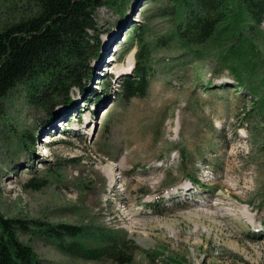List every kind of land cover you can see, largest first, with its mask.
Returning <instances> with one entry per match:
<instances>
[{"label":"rangeland","instance_id":"obj_1","mask_svg":"<svg viewBox=\"0 0 264 264\" xmlns=\"http://www.w3.org/2000/svg\"><path fill=\"white\" fill-rule=\"evenodd\" d=\"M36 3L0 0V29ZM122 9L95 8L99 53L71 103L31 105L21 84L2 99L0 218L115 230L131 241L132 264H264V16L245 20L253 73L238 81L225 50L154 42L171 28V2ZM138 34L151 75L144 96L122 100ZM29 243L45 264H119L36 235Z\"/></svg>","mask_w":264,"mask_h":264},{"label":"trees","instance_id":"obj_2","mask_svg":"<svg viewBox=\"0 0 264 264\" xmlns=\"http://www.w3.org/2000/svg\"><path fill=\"white\" fill-rule=\"evenodd\" d=\"M167 1L172 3L173 21L168 33L155 43L175 42L185 52L195 55L199 54L200 47L215 46L220 52L225 50L222 58L229 62L228 66L240 78L238 81H242L244 71L253 73L250 59L255 46L243 30L251 27L245 24L246 19L260 23L264 0ZM36 2L38 9L33 15L21 17L0 29V104L17 84L24 87L31 105L45 107L49 103L52 107L62 98L61 102L71 103L69 89H81L91 78L88 64L99 53L95 46L98 38L93 34L95 8L105 5L122 12L124 4V0ZM136 42L132 71L118 82L117 94L122 100L144 96L151 75L149 49L140 34ZM263 105L264 98L260 106ZM23 235L29 236L28 241L22 239ZM35 235L56 242L62 252L84 259L106 258L119 264H132L131 251L126 252L133 248L131 241L124 235L120 237L115 230L93 231L26 218H0V264H45L29 243ZM64 236L77 240L64 244ZM85 239L94 242V246L86 245Z\"/></svg>","mask_w":264,"mask_h":264},{"label":"bare ground","instance_id":"obj_3","mask_svg":"<svg viewBox=\"0 0 264 264\" xmlns=\"http://www.w3.org/2000/svg\"><path fill=\"white\" fill-rule=\"evenodd\" d=\"M130 55H131V54H130ZM127 63H131V59L129 58V56H128V58H127ZM131 64H132V63H131ZM131 64H129L128 66L130 67ZM126 69H129V68H126ZM126 69H125V70H126ZM45 152H46V151H45Z\"/></svg>","mask_w":264,"mask_h":264},{"label":"water","instance_id":"obj_4","mask_svg":"<svg viewBox=\"0 0 264 264\" xmlns=\"http://www.w3.org/2000/svg\"><path fill=\"white\" fill-rule=\"evenodd\" d=\"M131 69H132V67L130 68V70H129V71H131ZM103 108H104V107H102V108H101V110H102Z\"/></svg>","mask_w":264,"mask_h":264}]
</instances>
